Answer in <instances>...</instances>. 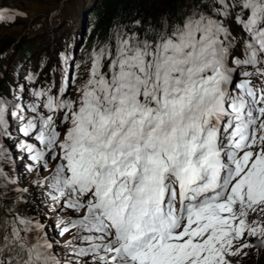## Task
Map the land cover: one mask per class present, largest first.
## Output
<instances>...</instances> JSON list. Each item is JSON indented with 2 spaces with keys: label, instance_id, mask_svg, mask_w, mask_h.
<instances>
[{
  "label": "snow or ice",
  "instance_id": "6c2138e0",
  "mask_svg": "<svg viewBox=\"0 0 264 264\" xmlns=\"http://www.w3.org/2000/svg\"><path fill=\"white\" fill-rule=\"evenodd\" d=\"M175 2L114 21L83 75L0 94V264L264 249V0Z\"/></svg>",
  "mask_w": 264,
  "mask_h": 264
},
{
  "label": "rangeland",
  "instance_id": "374dc122",
  "mask_svg": "<svg viewBox=\"0 0 264 264\" xmlns=\"http://www.w3.org/2000/svg\"><path fill=\"white\" fill-rule=\"evenodd\" d=\"M94 0H3L5 6L16 10L17 12H22L24 15H17L14 21L3 22L0 21V46L5 35H12V38L16 37L15 42L11 46L2 48L0 55L3 54L2 63L0 64V72L2 79V74L4 75L5 65L9 64L18 53L15 52L20 41L24 38L30 36H41L37 38L38 48L34 52V56H37L40 49L46 52H51L53 45L59 44L60 47L63 46L62 42L58 41V36L62 37L66 35V39L70 37L73 31H78L82 26L83 21H85L84 26L87 23V13L85 15L81 14L85 6H89ZM101 0H95L94 12L100 6ZM59 18V19H58ZM72 20H75L72 22ZM71 24L75 26L73 29ZM41 25L43 26L41 28ZM35 27H40L34 30ZM67 33V34H66ZM40 43V44H39ZM15 45V47H14ZM40 47V49H39ZM6 49V50H5ZM15 52V53H14ZM88 51L86 55H88ZM50 61L48 60L47 63ZM46 63V64H47ZM86 69L84 70V72ZM0 94H2L0 92ZM11 171V169H9ZM22 172V170H19ZM23 173V172H22ZM28 175L24 173V182L26 183ZM247 264H264V249L260 250L259 253L254 250L249 253V258L246 261Z\"/></svg>",
  "mask_w": 264,
  "mask_h": 264
},
{
  "label": "trees",
  "instance_id": "16d2710c",
  "mask_svg": "<svg viewBox=\"0 0 264 264\" xmlns=\"http://www.w3.org/2000/svg\"><path fill=\"white\" fill-rule=\"evenodd\" d=\"M94 2L95 0L91 5L85 6L81 14L85 15V13L88 12L87 23H91V29L85 38L86 43L90 44L91 41H93L95 42V45L105 39V36L114 21L119 20L121 22H126L137 16L146 20L150 18L154 19L165 11L174 13L178 6L175 0H101L100 6L94 12V8L92 7ZM97 20L99 21L96 23ZM71 26L73 29L75 28L73 24H71ZM85 26H87V24ZM85 26L82 28L81 33L84 32ZM42 27V25L41 28L35 27L34 30L39 28L41 30L43 29ZM42 36L45 35H37L35 36L36 39L34 42H30L21 49L16 48L19 55H21V57L26 56V54L31 56L35 52L33 48L37 47V38L39 39ZM16 38L17 36L12 38V35H5V38L2 40V44L0 46V51L2 48L6 47L7 49V46H11L15 42ZM42 51H46V49ZM3 54L0 55V62L2 61ZM44 56H46V54H44ZM35 57L36 56H32L31 58L34 60ZM29 64H32V60ZM5 77H8L7 72H5ZM0 82L1 89H4V77H2Z\"/></svg>",
  "mask_w": 264,
  "mask_h": 264
},
{
  "label": "bare ground",
  "instance_id": "6f19581e",
  "mask_svg": "<svg viewBox=\"0 0 264 264\" xmlns=\"http://www.w3.org/2000/svg\"><path fill=\"white\" fill-rule=\"evenodd\" d=\"M84 24H85V21H83V24L82 26L78 29V31H73L71 34H70V37L68 38L67 41L71 42V43H75V41L77 40V38L80 36L81 34V31H82V28L84 27ZM63 46H65V42L63 43ZM62 46V47H63ZM59 46V44L57 45H53L52 46V49L51 51L54 52L55 54L62 48ZM46 52V51H45ZM72 53V49L68 50V54L70 55Z\"/></svg>",
  "mask_w": 264,
  "mask_h": 264
},
{
  "label": "clouds",
  "instance_id": "9594fccd",
  "mask_svg": "<svg viewBox=\"0 0 264 264\" xmlns=\"http://www.w3.org/2000/svg\"><path fill=\"white\" fill-rule=\"evenodd\" d=\"M253 243H255V241H253ZM253 251H254V250H253ZM247 258H249V256H248V257H245V258L243 259L242 264H247V263H246Z\"/></svg>",
  "mask_w": 264,
  "mask_h": 264
}]
</instances>
